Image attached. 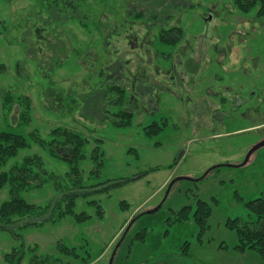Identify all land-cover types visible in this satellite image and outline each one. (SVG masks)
<instances>
[{
  "label": "rangeland",
  "instance_id": "rangeland-1",
  "mask_svg": "<svg viewBox=\"0 0 264 264\" xmlns=\"http://www.w3.org/2000/svg\"><path fill=\"white\" fill-rule=\"evenodd\" d=\"M256 13H240L234 0H0V131L17 126L29 143L3 171L27 156L45 169L34 168L46 181L26 200L50 213L74 186L72 167L81 185L102 188L159 169L80 199L77 213L93 218L81 224L57 212L38 226L15 218L11 232L0 230V264L21 248L22 264H264L236 251L226 226L255 221L246 204L264 199V145L249 156L264 143V18ZM161 29L165 40L181 38L176 46ZM124 112L131 123L118 126ZM57 128L88 141L84 160L70 164L37 144ZM9 190H0V206ZM199 201L211 211L205 233L193 218ZM184 207L189 220L173 223ZM62 243L81 260L59 254Z\"/></svg>",
  "mask_w": 264,
  "mask_h": 264
},
{
  "label": "trees",
  "instance_id": "trees-1",
  "mask_svg": "<svg viewBox=\"0 0 264 264\" xmlns=\"http://www.w3.org/2000/svg\"><path fill=\"white\" fill-rule=\"evenodd\" d=\"M234 5L235 8L244 15L249 14L257 9V17L264 18V0H234ZM140 16V14L135 15V17L137 18H140ZM156 18L157 17H155V19ZM80 22L83 25H86L83 21ZM149 24L150 23H147L145 27H147ZM155 28L156 27L154 26L152 30L155 31ZM163 30L164 29H161L159 36L169 34L168 31ZM178 33L181 34V30H179ZM161 39L162 41L170 45H176V43H178L179 41V39L165 40L163 36ZM111 90L118 91L120 93L122 92L120 88L116 86L111 87ZM117 117L119 120L117 122L118 126H128L130 125L133 116L131 113L124 112L120 115H117ZM123 119L127 120L126 124ZM16 129L10 128L0 131V190L3 189L5 186H8L10 188L9 191L11 196L10 200L2 203L0 206V230L10 231L7 228L14 224L13 222L15 218H27V221L29 223L25 224V226H38L41 224V220H39L41 217H46L48 220L47 215L49 214V216H52L56 212L59 218L71 217L75 220V222L79 224L89 221L93 219L90 213H87L86 211L77 213L76 211L78 201L80 199H87L92 194L103 193L105 191H108L110 187H119L125 183H128L129 181L140 180L143 177L147 176L149 173L159 170L158 168L150 170L149 172L137 176L132 180L119 181L112 184L105 183V185L109 186H104L102 188L101 186L81 185V171L78 169V167H72L71 172L68 175L71 179L73 178L72 180L74 181V186L71 189H68L67 192H62V196L56 200L57 205L52 208V211L50 213H48L45 212V209L48 208L31 204L24 197V193L29 188H41L44 185V182L46 181L45 179H42V177H40L41 175L39 172H35L34 170V168L36 167L38 171H45V169H43V163L40 161V159H38L37 157L27 156L22 160L21 163H16L8 171H3V169L8 166L9 161L17 158L18 154L22 150H25L29 147V143L27 142L26 138L23 135L16 133ZM51 133L53 139L49 143H46L44 140L37 139V144L41 147H44V145H50V154H53L54 157H57L60 160L67 161L70 164H78V162L85 159V156L82 154V150L88 143L86 139H84L75 132L61 128L54 129ZM58 148L61 150L59 151L60 154L56 153V149ZM61 154H64V156H61ZM207 176L208 174L204 177V179ZM32 182H37L38 184L33 185ZM94 187H98L97 190ZM61 203H64L66 206L63 211H60V208L58 207V204ZM87 204L90 208L95 207L96 201L90 200ZM198 205V210L194 214L193 218L195 219V222L198 224V226L201 227L202 233H205L207 231L206 224L208 219L210 218L211 211L207 204H205L204 202L199 201ZM246 205L250 210L256 212V220L252 222H241L240 219H235L233 221H229L226 226L230 230L235 231L237 235L238 242L237 245L234 247L236 251L241 253H245L246 251H252L259 254L264 259V199H258L249 202ZM190 209V207H184L178 213H175L174 215H176V220L173 221V223H181L184 220H189ZM46 213L48 214L45 215ZM99 214V217L101 218V212ZM139 215L140 214L135 216L136 218H134L132 221H136V219L140 217ZM58 248L59 254L67 257H74L77 261L81 260V257L77 254L76 248L70 249L63 243L62 246ZM25 257L26 252L23 248H21L20 252H18L17 250L11 252L10 254H7L5 257V262L7 264H22ZM58 262L60 264H64L63 261L59 259L55 260L54 263V259L52 260V258L49 257H46L41 260L31 258L29 264H57ZM81 262L83 264L92 263L86 261V259H82Z\"/></svg>",
  "mask_w": 264,
  "mask_h": 264
},
{
  "label": "water",
  "instance_id": "water-1",
  "mask_svg": "<svg viewBox=\"0 0 264 264\" xmlns=\"http://www.w3.org/2000/svg\"><path fill=\"white\" fill-rule=\"evenodd\" d=\"M263 145H264V143H261V144H259L258 146H256L255 148H253L252 151L249 153V156H250L253 152H255L257 149H259L260 147H262ZM207 174H208V173H206V174L203 176L202 179H204V177H205ZM175 182H176V181L172 182V183L168 186L167 194L170 192V190H171L172 187L174 186ZM130 226H131V225H129L127 229H129ZM126 231H127V230H126Z\"/></svg>",
  "mask_w": 264,
  "mask_h": 264
},
{
  "label": "crops",
  "instance_id": "crops-1",
  "mask_svg": "<svg viewBox=\"0 0 264 264\" xmlns=\"http://www.w3.org/2000/svg\"><path fill=\"white\" fill-rule=\"evenodd\" d=\"M134 8H135V9H132L133 11H135V10H136V11H139V12H143V11H144V10L140 9L138 6L136 7V5L134 6ZM145 13H146V11H145ZM145 13H144V14H145ZM154 15H160V14L157 12V14H154ZM149 18H152V17H149ZM181 35H182V33H181ZM176 45H177V44H176ZM176 45H175V46H176ZM178 46H180V45H178ZM172 176H173V175H172V173H171V174L166 178V181H165L164 183H166L167 181L170 182L171 179L173 178ZM187 245H188V244H187Z\"/></svg>",
  "mask_w": 264,
  "mask_h": 264
},
{
  "label": "flooded vegetation",
  "instance_id": "flooded-vegetation-1",
  "mask_svg": "<svg viewBox=\"0 0 264 264\" xmlns=\"http://www.w3.org/2000/svg\"><path fill=\"white\" fill-rule=\"evenodd\" d=\"M178 39H179V38L174 39V40H178ZM180 39H181V38H180ZM180 39H179V41H180ZM179 41H178V42H179ZM178 64H179L180 67H185V63H184V62H180V61H179ZM174 71L176 72V69H175V67H172L168 72H169V73H173ZM118 74H119V76H120V73H118ZM120 77H121L120 79H122V75H121ZM123 77H124V76H123ZM123 79H124V78H123ZM139 91H140V89H138V92H139ZM229 95H230V93L228 94V96H229ZM233 95H234V94H233ZM234 99H236V98H234Z\"/></svg>",
  "mask_w": 264,
  "mask_h": 264
}]
</instances>
